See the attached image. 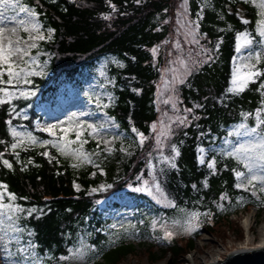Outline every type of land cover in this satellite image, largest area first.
Masks as SVG:
<instances>
[{"label":"trees","instance_id":"trees-1","mask_svg":"<svg viewBox=\"0 0 264 264\" xmlns=\"http://www.w3.org/2000/svg\"><path fill=\"white\" fill-rule=\"evenodd\" d=\"M180 1L19 0L21 5L32 7L38 13L45 30L54 29L52 37L42 42L37 50L50 52L52 56L49 60L45 56L38 59L35 68L44 72L28 77L31 83H0V87L17 91L11 101L0 104V191L4 192L6 203L33 210L31 216L23 215L21 223L34 231L31 239L39 245L37 251L45 257L44 264H69L59 257L69 254L68 249L75 247L78 235L85 243L95 246L89 261L97 255L103 258L100 264H121L127 256L138 253L150 262L171 253L174 261H178L184 253L195 248L199 231L188 237L181 235L175 239L172 250L161 248V256H157V243L151 240V233L143 230L149 223L146 220L144 225L137 224L132 230L141 238L139 251L128 244L126 233L119 242L106 245L109 236L100 231V225L108 222L95 219L88 224L87 220L96 214L94 209L103 199L117 193L130 196L141 212L147 210L146 214L172 215L179 209L198 213L203 220L202 230L220 238H227L231 230L241 237L244 234L239 222L229 220L231 214L242 209L249 213L264 205L260 193L253 196L252 190L236 187L235 172L247 169L235 157L218 160L214 169L208 166L211 158L206 163L200 160L201 149L211 144L213 134L221 135L225 127H235L245 119L254 127L256 109L264 108V88L261 87L264 75L255 77L242 92H226L232 86L238 35L247 32L253 41H264L259 35L260 9L252 6V0H187L191 17L199 19L198 31L203 46L214 49L219 43L220 47L209 53L214 57L211 61H206L204 53L196 54L186 83L175 86L179 90V102L173 111L171 103L165 104L161 94L162 82L171 73L162 74L161 69L171 67L170 62L176 54L174 21ZM153 48L158 50L157 54L152 52ZM107 57L117 59L120 64L111 65L105 71L106 77L102 78L99 63ZM195 61L204 62L195 64ZM257 68L264 73V60ZM2 79H8L7 73ZM91 82L97 85L89 87ZM103 85H109L114 95V102L105 110L127 135L131 152L128 155L106 154L90 138L82 143L72 141V136L67 138L70 143L66 154L62 153L52 142H60L63 146L64 139L38 127L47 114L37 111V101L56 103L61 96L67 97L72 92L74 97L93 102L90 97H97ZM24 92L32 94L23 95ZM197 104L203 107L197 108ZM184 108L192 109L196 118L185 113ZM165 111L169 116L188 117L184 125L173 123L174 136L162 137L166 144H176L179 148L180 155L174 157L178 170L167 162L162 163L159 156L147 155L155 143L156 133L151 126L157 123V130H160L158 122L164 118ZM245 113L252 115L245 117ZM261 118L264 119V112ZM133 126L145 134L143 149L137 146L139 137L132 132ZM13 128L24 135L31 134L38 144L31 145L24 140L16 154L11 147L15 141L11 133ZM20 138H24L23 135ZM73 150L82 151L93 163L84 162L83 156L78 160ZM161 151L174 156L169 147ZM214 155L212 152L211 156ZM5 160L11 167L4 163ZM73 164L79 166L73 167ZM95 165L105 170V177L100 174L96 179L89 177ZM152 165L167 194L163 203H157L147 193L134 191L144 180L151 186ZM161 167L165 168L164 173H160ZM77 175L85 187L81 192L73 187ZM103 178L108 181L109 189L87 195L89 186ZM8 193H14L16 199L11 200ZM209 218L214 220V225L208 224ZM24 239H28L26 233Z\"/></svg>","mask_w":264,"mask_h":264},{"label":"snow or ice","instance_id":"snow-or-ice-1","mask_svg":"<svg viewBox=\"0 0 264 264\" xmlns=\"http://www.w3.org/2000/svg\"><path fill=\"white\" fill-rule=\"evenodd\" d=\"M139 2V0H137ZM255 2V0H253ZM115 6L113 5V8ZM258 7L261 9L260 15L264 16V0L258 4ZM182 12H178V16L183 15L184 24L181 27L184 28V37L185 39H190V43H198L196 28L199 25V19L191 20L188 18V9H187V0H184V3L181 5ZM18 10V11H17ZM167 11V9H165ZM15 13V14H13ZM20 13H25L26 15L23 18H19ZM38 16L34 10L30 9L26 5H21L18 0H0V83L13 84L14 82L19 83L23 82L25 84L31 83L28 79L30 75L33 74L34 69L28 67V65H34L37 60L36 57L30 55V50L37 47V41L48 39L45 37L41 31V25L38 21L32 19ZM247 23V21H245ZM259 35L264 37V20L259 21ZM29 33L27 38L21 37L19 35V30ZM54 31V29H49V32ZM8 35H5V33ZM32 33H35L33 35ZM241 38H243L241 40ZM238 43L236 44V52L239 54L241 52L242 46L251 45L253 43L252 38L247 32L240 33L237 37ZM27 41H32L28 43ZM262 46H264V41H260ZM220 44L217 43L214 49L205 50L206 61H211L214 59L209 53L213 51H218ZM176 49H181V44L179 40L176 41ZM152 52L155 54L157 52L156 48L152 49ZM254 58L257 62L261 60V53L250 51L247 57L240 56L239 59L249 61L246 64L241 66L234 65L232 71L231 84L226 92L227 93H237L242 92L250 81L254 80L258 75H264L255 64L251 63V60ZM133 59H135L133 57ZM204 61H195V64H201ZM171 67L166 69H161L162 74L171 73V79L165 78L164 86L168 89L170 95L167 99L164 100L165 104L171 103L172 110L175 111L177 108V103L179 102V90L175 87V83L184 84L186 83V77L191 75L192 68L189 66V61L185 60L183 54L175 57L171 62ZM182 66V70H181ZM242 68L247 70H241ZM7 73L8 79L4 81L2 78L4 74ZM37 75H42L43 72H36ZM179 77V79H177ZM191 86V85H189ZM264 88V85H261ZM0 93H3V96H0V104H3L6 100L11 101L15 92L8 87H0ZM23 95H31V92H24ZM93 99V102L101 107L103 111V101L100 97H90ZM220 102L223 103V97L220 98ZM109 103H111V97L109 98ZM264 103V101H262ZM197 108H202L203 105L197 104ZM159 111V109H158ZM185 113H190L195 119L196 115L192 109L184 108ZM264 112V108L256 109V120L255 126H250L246 119L239 124H237L233 132H230L229 135H235L236 137L241 136H250L253 139L246 140L243 143H235L232 141L226 140L225 142L231 145V150L221 148L219 149L221 155H227L229 157H235V159L243 163L244 168L247 169L248 175H245L243 171H236L235 175L237 178V188L247 189L249 185L252 186V194L256 196L255 185L253 181H260L261 187L260 191L264 192V119L261 118V113ZM163 119L158 123L160 125V130H157V123L152 124V131L156 133L154 136V145H152L151 150L147 153L149 157L159 156L161 162H167V164L178 170V165L175 162L176 156L180 155L179 148L176 144H166L165 140L162 137H172L175 135L172 125L176 123L177 126L184 125L188 122L187 116L176 117L175 119L168 115V112H163ZM245 117L252 115V113L243 114ZM9 125L11 121H8ZM78 128L80 131L77 133V139L80 135L83 134V128L85 125L91 129L93 135L98 136L103 128L113 127L114 125L113 118L109 117L107 121L100 123L99 125L89 123L88 121H78ZM58 125H48L45 127V131L55 135L54 129ZM71 129L65 130V132L70 131ZM132 132L136 133L139 137L138 147L143 149L145 144V134L140 132L134 126L132 127ZM13 137H20L24 134L17 132L14 128L11 129ZM32 143H36V138L32 137L31 134H28ZM117 139V137L112 138ZM106 147V151H113V146L111 141L103 140L102 141ZM23 143V141H20ZM44 144L50 143V141H43ZM56 144V147L66 154V149L70 141L65 135L63 146L60 142H52ZM83 143V142H82ZM17 143H12L11 147L13 149L17 148ZM130 147V146H129ZM169 147L174 156L164 155L163 148ZM121 150L127 151V148H122ZM214 150V149H213ZM77 159L79 160L82 156L84 157V162L93 163V161L87 158V155L80 150H73ZM203 151V149H201ZM47 154V153H45ZM201 163L204 162L203 156L200 157ZM5 164H8L11 167V164L5 160ZM215 158L209 163V168H215ZM78 164H73V167H78ZM154 169V174L152 178V184L149 185L148 180H144L141 186L135 187L134 191L144 192L156 199L157 203H163L167 199V194L163 192L161 188V181L159 177L155 174V165H152ZM160 173H164L166 170L164 167L160 168ZM243 178V179H242ZM247 180V184L243 180ZM137 180H140V177H137ZM6 187V186H4ZM79 188V185H76ZM132 187V185H129ZM195 187V185H193ZM92 191H98V189L93 188ZM8 196L11 200H15L14 193H8ZM243 197L240 198L243 202ZM33 210H25L21 205L15 203H6L4 192L0 191V259H3L4 264H44L45 257L41 255L37 249L38 244L34 243L31 237L34 235V231L28 229L25 225L21 223L23 215H32ZM174 224H178L181 227H184L186 230H189L192 226L191 219H188L181 223V221H173ZM113 228L116 225H112ZM27 234L28 239L25 241L24 234ZM167 235V233H166ZM119 235H115L114 239L118 240ZM113 241H110L112 243ZM94 245H85L83 239L80 241L79 247H73L68 249V255L59 257L60 260L69 261V264H88L90 257L88 256L89 251H94Z\"/></svg>","mask_w":264,"mask_h":264},{"label":"rangeland","instance_id":"rangeland-1","mask_svg":"<svg viewBox=\"0 0 264 264\" xmlns=\"http://www.w3.org/2000/svg\"><path fill=\"white\" fill-rule=\"evenodd\" d=\"M260 2L261 0H255V2H253L252 0L251 3L252 6L258 7V4ZM183 3L184 0L179 2L178 12H182L181 5ZM29 8L34 10L32 7ZM187 9H188V18L191 20H195L190 15L188 4H187ZM259 11L261 12V9ZM25 15H26L25 13H20L19 18H23ZM32 19L39 22V24L41 25V31L43 32V35L49 38L37 41L36 42L37 47L30 50V55L36 57L37 61L42 56H45L49 60V58H51L52 56L50 52H38L37 50L42 42L48 41L52 37L53 31L49 32V29L45 30L43 28L39 16H36ZM261 20H264V16H261ZM183 24H184L183 15L180 16L177 15L174 21L173 45L176 51V54H174V58L183 54L184 59L188 60L189 66H191V61L195 58L196 54L203 55V53H205L206 48L203 46L202 38L199 36V31H198L199 25L196 28V33H197L196 38L198 39L199 42L190 43L191 37H189V39H185L184 37V28L181 27V25ZM32 34L35 35V33ZM5 35H8V33L6 32ZM19 35L26 39L29 33L20 29ZM177 40H179L181 44L180 50L176 49ZM27 42L31 43L32 41H27ZM253 50L254 52H260L261 60H264V46L260 45L258 42L253 41L251 45L242 46L241 52L236 55L234 61L236 66H241L243 64L248 63L249 61H247L246 59L241 60L239 59V57L240 56L247 57L248 53ZM157 53L158 50L156 54ZM174 58H172V60ZM260 61L257 62L255 60L253 53V59L251 60V63L255 64L257 67ZM119 64L120 62L113 57H107L102 59L99 63V72L101 77L102 78L106 77L105 71L111 65H119ZM28 67L34 69L32 75H35L36 72H41V71L44 72L40 68H35V64L28 65ZM181 70H182V66H181ZM242 70H247V69L242 68ZM171 77L172 74H170L169 76L167 75L165 78L170 80ZM177 79H179V77H177ZM178 84L179 83H175V86ZM96 85H97L96 82L89 83V87H94ZM108 86L109 85H103L101 87V91L98 93V97H100L101 100L103 101V105H104L103 111H101V107L99 105H97L92 101H85L80 98L74 97L72 95V92H70L67 97L61 96L56 101V103H50V102L45 103L41 100L37 101V111L40 113L46 112L47 114L46 120L40 122L38 124V127L41 130L45 131L46 126L55 124L58 125V127L54 129L55 132L54 136L57 138L64 139L65 135H67V138L73 136L74 138L72 139V141L75 142H82V141L87 142L86 139L90 138L106 154H113L116 152H120L125 155H128L131 152L129 150L131 149V146L127 143L128 141L127 135L125 134L124 131L120 129L115 119L112 116H110L105 110V107L110 104L109 103L110 97H111V103L114 102V95L110 91ZM14 92L15 95L13 97L17 95V91ZM161 94L164 97V100L167 99L170 95L168 89H166L164 86V81L162 82V86H161ZM104 99L106 100V103H104ZM109 117L113 118L114 125L116 126L103 128L99 133V135L95 136L93 135L91 129H89L87 125H85L83 128V134L80 135L79 139H77V133L78 131H80L77 124L78 121H88L89 123L99 125L100 123L107 121ZM171 117L175 119L176 117H179V115H175ZM67 129H71V130L65 132V130ZM233 129L234 127H232L229 130V133L233 132ZM114 136L117 137V139L113 140L112 138ZM23 137L24 138L22 139L20 137H13L15 139L14 143H17L18 145L17 148L14 149L15 153H18V151L23 147V144L20 143V141L25 140L31 145H36L39 142L38 140H36L37 141L36 143H32L28 134L23 135ZM103 140L111 141L114 150L111 152L106 151L105 149L107 145H105L102 142ZM228 140L232 141L233 144L243 143L246 140H249V137L241 136L233 139L229 135ZM122 148H127V151L121 150ZM221 148H225L229 150L231 149V145L227 144L224 141L222 142L221 146H212L209 150L214 149V151L220 152L219 149ZM209 150L204 152V157H208ZM94 169L95 170L89 176L91 179H96L97 174H100L103 177H105L106 175L105 170L99 167V165H95ZM245 175L246 176L248 175V171L245 172ZM243 182L247 184L246 179H244ZM253 184L255 185L256 193H260L264 197V192L260 191V187H261L260 181H253ZM76 185H79L80 187L77 188ZM109 186L110 185L108 181L105 178H103L97 183L89 186V188L87 189V195H97L100 192H104L108 190ZM73 187L76 192H81L85 190V187L80 181V177L78 175L73 181ZM93 188L98 189V191L95 192L92 191ZM246 190H252V186L249 185ZM94 211H96L95 212L96 214L92 215L89 218V220H87V222L88 224H91L92 222L95 221V219L108 222L106 225H100V229H101L100 231H102L105 235L109 236V238L105 240L106 245H111L110 241L119 242L122 238V235L126 233L128 244L134 245L138 251L141 249V245H140L141 238L139 237L138 232L132 233V230L137 224L144 225L145 220L148 221L149 223L144 227L143 230L151 233L150 234L151 240L157 243V248L155 249L157 256H161V251H162L161 248H168L172 250L173 245L176 243L175 239L180 237L181 235L188 237V236H192L194 232L199 231V236L196 237L195 240V248L189 253H184V255L178 261H174V256L171 253H168L166 256H163V259H158L155 262H150L146 257L138 253L135 256H130V255L127 256L126 259L121 264H189L186 262V258L190 255L194 256L195 264H204V262L211 263V260L215 258H219L223 260L231 252L235 250H239V248L241 247L256 246L259 243L261 237L264 235V205L261 207V209L259 208L252 209L249 213H246L242 209L238 213L231 214L229 220L232 223L233 221H235V222H239L240 224H243L244 226L249 224L251 226V229L248 233L244 232L242 237L239 235L238 232L236 231L234 232L233 230H231L227 238L212 236L204 232L202 230L203 220L202 218H200L198 213L186 209H179L175 214L172 215H165V214L154 215L152 213L146 214L147 210L141 212L140 209L137 207L135 201L131 197L124 194H116L108 199L102 200L95 207ZM141 213H142V217H139ZM144 216L145 218H143ZM188 219H191V224H192L189 230H186L184 227H181L180 225L173 223V221H177V220L183 223ZM208 221H212V218H209ZM112 225H116V227L113 228ZM115 235H119L120 238L118 240H115L114 239ZM247 235L250 236L249 240L247 238ZM81 239H83L82 236L78 235L75 247H79ZM84 244L89 245L88 243L85 242ZM90 253L91 251L88 252V256ZM66 262L69 263V261ZM100 263H103V258L97 255H95L92 260L88 261V264H100ZM0 264H4L3 259H0Z\"/></svg>","mask_w":264,"mask_h":264},{"label":"water","instance_id":"water-1","mask_svg":"<svg viewBox=\"0 0 264 264\" xmlns=\"http://www.w3.org/2000/svg\"><path fill=\"white\" fill-rule=\"evenodd\" d=\"M212 264H264V248L235 250Z\"/></svg>","mask_w":264,"mask_h":264},{"label":"bare ground","instance_id":"bare-ground-1","mask_svg":"<svg viewBox=\"0 0 264 264\" xmlns=\"http://www.w3.org/2000/svg\"><path fill=\"white\" fill-rule=\"evenodd\" d=\"M247 238L249 240L250 239V236L247 235ZM253 248H264V235L261 237L259 243L256 246H245V247L239 248V250H242V249H253ZM218 260H221V259L215 258V259L211 260V263L204 262V264H212V263H215V261L218 262ZM186 262L189 263V264H195V262H194V256H191V255L188 256L186 258Z\"/></svg>","mask_w":264,"mask_h":264},{"label":"built area","instance_id":"built-area-1","mask_svg":"<svg viewBox=\"0 0 264 264\" xmlns=\"http://www.w3.org/2000/svg\"><path fill=\"white\" fill-rule=\"evenodd\" d=\"M224 142V141H223ZM230 148V147H229ZM218 261H220V260H218Z\"/></svg>","mask_w":264,"mask_h":264}]
</instances>
